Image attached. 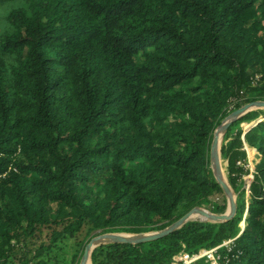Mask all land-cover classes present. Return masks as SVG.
<instances>
[{
    "label": "trees",
    "instance_id": "obj_1",
    "mask_svg": "<svg viewBox=\"0 0 264 264\" xmlns=\"http://www.w3.org/2000/svg\"><path fill=\"white\" fill-rule=\"evenodd\" d=\"M4 17L0 264L17 248L32 252L23 264H63L32 258L86 224L138 232L200 204L226 208L212 200L223 188L211 141L231 104L264 99V0H24ZM263 112L224 134L234 217L101 244L93 264H172L225 238L226 264H264V118L240 126ZM245 142L260 155L248 199Z\"/></svg>",
    "mask_w": 264,
    "mask_h": 264
},
{
    "label": "water",
    "instance_id": "obj_2",
    "mask_svg": "<svg viewBox=\"0 0 264 264\" xmlns=\"http://www.w3.org/2000/svg\"><path fill=\"white\" fill-rule=\"evenodd\" d=\"M253 109H263L264 110V99H254L251 101H247L240 106L234 108L230 111L222 121L217 125L214 131V136L212 139L211 147H210V166L212 167L213 173L215 175L216 180L222 186L224 191L229 196L228 207L223 212H213L208 209H205L200 206H194L185 212L182 216L174 220L172 223L167 225L166 227L148 232L141 233H123L117 231H105L101 232L95 236H93L86 244L82 259L80 264H87V259L92 254L93 249L101 244L109 243V242H127V243H139L144 241L153 240L159 237H162L178 228L183 226L189 220L195 218L194 214L199 212L201 215L196 219L207 220L211 222H222L229 220L234 217L237 213L238 205L236 199V192L230 184L229 180H225L221 175V160H222V142L224 139V134L227 128L239 117L243 114L249 112ZM256 120L255 123H257ZM249 128V127H248ZM246 128L245 131L248 129ZM222 131V134H221ZM243 137V136H242ZM245 219V218H244ZM243 225L242 229L244 228Z\"/></svg>",
    "mask_w": 264,
    "mask_h": 264
},
{
    "label": "rangeland",
    "instance_id": "obj_3",
    "mask_svg": "<svg viewBox=\"0 0 264 264\" xmlns=\"http://www.w3.org/2000/svg\"><path fill=\"white\" fill-rule=\"evenodd\" d=\"M23 3H24V0H11V1H8V2H6L4 4L0 3V27H4L7 24V20L5 19L4 16L9 11V9L11 7H13V6H16V5H19V4H23ZM243 103H245V102H242V104ZM234 108H236V106H234V104H231L230 107L227 110V114L230 111H232ZM263 118H264V112L261 113L258 117L254 118L253 120H243V121H241L240 122V126L242 128H244V129H246V128L250 127L252 124H254V122H256V120L263 119ZM211 143H212V141H211ZM250 157H251L250 161H251V165H252V169L253 170L251 171V169H250L249 172L244 174L243 181H244V187L245 188H246L247 181L249 179L252 180V178H253V175H254L253 171H254V168H255V164L260 158L259 152H257L256 149H254L253 151L251 150L250 151ZM221 158H222V163H223L224 169H225V178L229 180L227 161H226V159H225V157L223 155H222ZM237 195L238 194L236 192V199H237ZM246 198L247 199L249 198V190L247 188H246ZM212 200L215 201V202L216 201H218V202L225 201L226 202V208L223 211H225L227 209L229 196L224 191V189H223V193H218V194L214 195ZM197 206L203 207V208L208 209V210L213 211V212H218V213L219 212H223V211H214V210H212L210 208V205L207 204V203L200 204V205H197ZM196 218L197 217H195L194 219H196ZM172 222L173 221L170 222L168 220H160L156 224L157 226L155 228H152V229H149V230H143V231H138V232L129 231V230H118L117 232L141 233V232L155 231V230H159V229H162V228L166 227L167 225H169ZM245 223H246L245 219H243L240 222L242 227H243V225ZM90 226H91L90 224H86L76 234H73V235L66 234V235H64L63 237H61L60 239H58L54 243V245L51 247V249H49L48 251H44V253H42L37 259L36 258H34V259L32 258V260L36 261L38 259H41V260H44V261L50 263L52 260L58 259V260L62 261L63 264H80L81 259H82V255H83V252H84V249H85V246H86L87 242L93 236H95V235L100 233L99 229H91L90 230ZM43 236L44 237H33L30 246H34L35 247V246H37L36 244H38V243H40L42 241V239H47V236L45 234ZM227 239H229V238H225L224 240H227ZM17 243L19 244V241H17ZM31 255H32V252L28 251L25 254L23 252V250H21L20 248H17L16 255L11 256L9 258V261L6 264H23V261L20 258L22 257L23 259L24 258H28L29 259L31 257ZM91 263L93 264L92 258H91ZM174 264H177V263H174Z\"/></svg>",
    "mask_w": 264,
    "mask_h": 264
},
{
    "label": "built area",
    "instance_id": "obj_4",
    "mask_svg": "<svg viewBox=\"0 0 264 264\" xmlns=\"http://www.w3.org/2000/svg\"><path fill=\"white\" fill-rule=\"evenodd\" d=\"M238 162L243 165L246 168L252 169L251 161L249 159L246 160H238ZM5 172L0 173V177L3 176ZM252 180H248L246 183V188L249 190L250 183ZM232 241V238H229L227 240L221 241L213 246L210 247H201L198 250L195 251H188L186 249H182L178 253H176L173 258V263L177 264H191L193 262H196L199 259H205L209 262V264H226V255L224 254V251L222 250L223 247H227L230 249V242Z\"/></svg>",
    "mask_w": 264,
    "mask_h": 264
},
{
    "label": "bare ground",
    "instance_id": "obj_5",
    "mask_svg": "<svg viewBox=\"0 0 264 264\" xmlns=\"http://www.w3.org/2000/svg\"><path fill=\"white\" fill-rule=\"evenodd\" d=\"M221 134H222V131H221ZM220 170H221V175H222V177L225 179V180H227L226 178H225V169H224V165H223V163H222V160H221V168H220ZM201 214L199 213V212H196L195 214H194V216L195 217H198V216H200ZM87 264H92L91 263V257L89 256L88 257V259H87Z\"/></svg>",
    "mask_w": 264,
    "mask_h": 264
},
{
    "label": "crops",
    "instance_id": "obj_6",
    "mask_svg": "<svg viewBox=\"0 0 264 264\" xmlns=\"http://www.w3.org/2000/svg\"><path fill=\"white\" fill-rule=\"evenodd\" d=\"M242 138L244 139V135H243ZM244 147H245L246 150H247V159L251 160V157H250V151H251V150L253 151L254 149L257 150V148H256V147H252V146H250L247 142H245ZM257 152H259V151L257 150ZM250 180H251V179H250ZM245 215H246V213H245ZM175 263H176V262H175ZM172 264H173V263H172Z\"/></svg>",
    "mask_w": 264,
    "mask_h": 264
}]
</instances>
